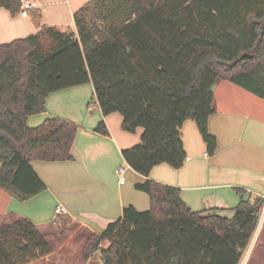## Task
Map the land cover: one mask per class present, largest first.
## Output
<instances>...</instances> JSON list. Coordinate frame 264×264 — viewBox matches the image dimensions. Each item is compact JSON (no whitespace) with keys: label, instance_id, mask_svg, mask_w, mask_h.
<instances>
[{"label":"trees","instance_id":"1","mask_svg":"<svg viewBox=\"0 0 264 264\" xmlns=\"http://www.w3.org/2000/svg\"><path fill=\"white\" fill-rule=\"evenodd\" d=\"M0 8L17 15L21 0H0ZM73 21L76 36L43 28L0 45V189L20 202L46 190L31 161L72 160L74 123L26 124L50 93L91 83L104 116L120 114L127 133L143 130L122 157L145 177L160 164L183 166L186 120L214 153L208 119L217 81L264 101V0H92ZM42 33L53 42L46 54ZM95 131L108 135L102 122ZM135 189L148 196L149 210L125 207L120 219L91 234L84 260L100 251L103 264H239L263 208L255 198L242 200L232 218L204 215L176 188L147 179ZM51 253L31 221L0 226V264H30Z\"/></svg>","mask_w":264,"mask_h":264},{"label":"crops","instance_id":"2","mask_svg":"<svg viewBox=\"0 0 264 264\" xmlns=\"http://www.w3.org/2000/svg\"><path fill=\"white\" fill-rule=\"evenodd\" d=\"M25 1L32 5L26 18L0 8V45L36 35L43 28L72 32L74 14L92 0ZM212 92L214 113L208 131L216 139L214 153L208 155L195 122L186 120L180 128L186 153L183 166L160 164L147 177L133 171L122 157L124 150L140 144L143 130L127 133L120 114L104 116L91 83L50 93L43 111L28 116L26 124L35 128L50 118L74 123L78 129L72 160L31 161L46 190L20 202L0 189V217L27 219L40 231L58 218L55 209L60 207L64 210L60 215L90 234H100L121 218L125 207L137 211L149 207L148 196L135 189L148 179L176 188L193 212L232 218L242 200L264 197V101L226 81H217ZM101 122L108 135L95 131ZM118 168L125 169L123 184L115 172ZM263 238L264 224L257 225L241 264L264 263Z\"/></svg>","mask_w":264,"mask_h":264},{"label":"rangeland","instance_id":"3","mask_svg":"<svg viewBox=\"0 0 264 264\" xmlns=\"http://www.w3.org/2000/svg\"><path fill=\"white\" fill-rule=\"evenodd\" d=\"M65 32L71 31L67 29ZM71 33L76 36L75 30ZM38 43L43 54L49 52L53 47L52 40L45 33L41 34ZM149 207L146 210L139 212L148 211ZM14 221H16V219L6 216L0 217V226L10 224ZM263 224L264 210L262 208L258 225L262 226ZM40 232L49 243L52 253L48 256L33 261L30 264H103L100 258V251L95 252L89 260L83 259V248L92 235L86 232V230L80 227L77 223L71 222L67 217L58 215L57 219L47 226H44ZM107 245L108 242L102 243L103 247H107ZM262 251L264 252V250ZM262 251L260 250L259 252Z\"/></svg>","mask_w":264,"mask_h":264},{"label":"built area","instance_id":"4","mask_svg":"<svg viewBox=\"0 0 264 264\" xmlns=\"http://www.w3.org/2000/svg\"><path fill=\"white\" fill-rule=\"evenodd\" d=\"M31 9H32V5H30L29 3H27L25 0H21V9H20V13H19V15L21 17H23V18L28 17V12ZM115 172L121 178L120 184H123L124 183L123 174L125 172V169L124 168H118ZM263 210H264V197H263ZM62 213H64V210L62 208L57 207L55 209V214L56 215H60Z\"/></svg>","mask_w":264,"mask_h":264}]
</instances>
